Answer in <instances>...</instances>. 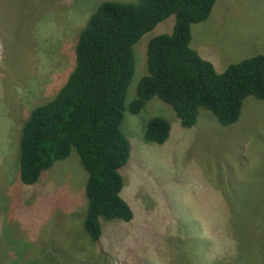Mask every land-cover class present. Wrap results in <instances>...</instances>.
Instances as JSON below:
<instances>
[{
  "label": "rangeland",
  "instance_id": "rangeland-1",
  "mask_svg": "<svg viewBox=\"0 0 264 264\" xmlns=\"http://www.w3.org/2000/svg\"><path fill=\"white\" fill-rule=\"evenodd\" d=\"M102 1L0 0V261L225 264L218 258L237 257V264H264L263 99L247 96L238 120L226 126L199 108L195 124L184 128L172 107L157 97L138 113L126 110L120 127L131 147L119 170L120 194L133 217L128 222L101 218L102 235L95 244L87 243L83 227L86 171L74 150L34 184L20 182L21 126L29 111L50 100L66 80L74 66L78 31ZM174 22L172 14L134 44L129 99L147 73L148 40L170 33ZM190 45L217 71L264 55V0H216L209 17L191 25ZM154 116L170 125L162 144L143 137ZM228 209L232 219L226 216ZM233 218L234 227L222 244L220 231L212 232L209 225ZM196 235L213 236L219 257L203 259L205 247ZM48 243H53L51 250Z\"/></svg>",
  "mask_w": 264,
  "mask_h": 264
},
{
  "label": "trees",
  "instance_id": "trees-1",
  "mask_svg": "<svg viewBox=\"0 0 264 264\" xmlns=\"http://www.w3.org/2000/svg\"><path fill=\"white\" fill-rule=\"evenodd\" d=\"M215 1H102L78 31L74 66L66 80L50 100L32 108L24 120L18 141L20 182L34 184L44 170L67 158L74 150L86 171L83 227L88 244L100 240L101 218L128 222L133 217L132 209L120 194L119 170L127 162L131 147L120 127L126 110L138 113L149 99L157 97L172 107L184 128L195 124L199 108L210 111L219 124L226 126L238 120L247 96L264 100L263 54L229 63L225 69L217 71L210 60L190 45L191 25L207 19ZM172 14L175 15L172 31L148 40L147 73L138 80L134 95L129 99L128 87L135 69L134 44ZM169 131L168 121L154 116L146 123L143 137L162 144ZM226 213L232 219L233 212L228 209ZM256 213L260 214L252 211L251 215ZM256 217L258 215L252 219ZM225 221L209 225L212 232L220 231L222 244L235 222L234 218L227 220L228 224ZM196 236L197 243L205 247L203 259L210 261L219 257L213 236L208 239ZM196 236L191 239L194 241ZM52 245L48 243L47 250H51ZM233 247L237 252L239 247L236 248L235 243ZM3 260L0 264H16ZM218 260L237 264L240 259ZM87 264H97V260H89Z\"/></svg>",
  "mask_w": 264,
  "mask_h": 264
}]
</instances>
